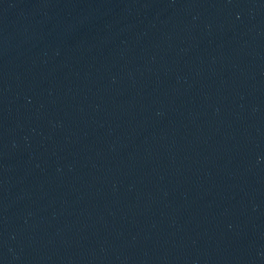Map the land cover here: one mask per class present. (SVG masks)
<instances>
[{
    "label": "water",
    "instance_id": "water-1",
    "mask_svg": "<svg viewBox=\"0 0 264 264\" xmlns=\"http://www.w3.org/2000/svg\"><path fill=\"white\" fill-rule=\"evenodd\" d=\"M0 264H264V0H0Z\"/></svg>",
    "mask_w": 264,
    "mask_h": 264
}]
</instances>
